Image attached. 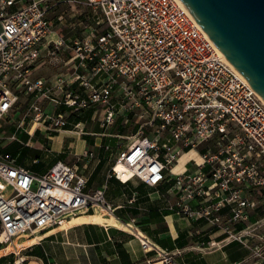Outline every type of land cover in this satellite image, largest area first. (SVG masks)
<instances>
[{
    "label": "built area",
    "instance_id": "2783aa9c",
    "mask_svg": "<svg viewBox=\"0 0 264 264\" xmlns=\"http://www.w3.org/2000/svg\"><path fill=\"white\" fill-rule=\"evenodd\" d=\"M76 17L89 21L81 31L70 23ZM40 60L64 70L36 76ZM96 104L105 106L99 118ZM11 113L18 117L7 138L24 146L36 132L93 135L86 122L104 129L116 118L139 119L126 145L124 133H99L116 139L107 177L158 192L172 180L160 193L163 210L204 220L249 250L251 264H264V101L180 0H0V120ZM191 150L196 156L175 170ZM77 169L56 160L33 172L0 151V241L35 235L93 205L110 213L105 187L87 190ZM136 235L158 264H174L171 252Z\"/></svg>",
    "mask_w": 264,
    "mask_h": 264
},
{
    "label": "crops",
    "instance_id": "0c3cea01",
    "mask_svg": "<svg viewBox=\"0 0 264 264\" xmlns=\"http://www.w3.org/2000/svg\"><path fill=\"white\" fill-rule=\"evenodd\" d=\"M93 132V135H81L62 130L60 138V133L50 135L49 139L58 138L57 149L31 143L28 146L40 150L42 155L44 151L52 152L65 163L76 165L87 180V190L104 186V195L112 204V211L109 213L102 206L93 205L75 216H63L55 225L38 232L39 236L26 234V244L0 241V264H158L157 252L142 249L136 234L171 252L174 264H251L249 250L237 242H227L224 234L204 220L192 221L163 210L164 198L160 193L171 186L172 180L163 181L158 192L137 180L125 185L107 177L115 157L116 139L101 136L95 129ZM84 136L91 137L88 143L93 145L100 137V145L88 148ZM64 141L68 142L65 146ZM13 142L22 145L16 140ZM106 142L113 146L112 150L103 148ZM90 150L95 153L93 157H85L83 153ZM42 155L39 159L44 161ZM33 160L25 157L24 165L31 167ZM183 164L184 161L179 163L175 170H182ZM135 193L136 201L129 202ZM150 210L153 211L151 216ZM228 211V207L221 210L224 219ZM212 241L216 245L208 246ZM9 245L11 249L7 250Z\"/></svg>",
    "mask_w": 264,
    "mask_h": 264
},
{
    "label": "water",
    "instance_id": "95a60500",
    "mask_svg": "<svg viewBox=\"0 0 264 264\" xmlns=\"http://www.w3.org/2000/svg\"><path fill=\"white\" fill-rule=\"evenodd\" d=\"M264 101V0H180Z\"/></svg>",
    "mask_w": 264,
    "mask_h": 264
},
{
    "label": "rangeland",
    "instance_id": "374dc122",
    "mask_svg": "<svg viewBox=\"0 0 264 264\" xmlns=\"http://www.w3.org/2000/svg\"><path fill=\"white\" fill-rule=\"evenodd\" d=\"M71 8L68 9V11L70 10ZM74 11H76V14H86V10H84L83 8H74ZM73 12V10H72ZM78 17L74 18V19H71V25H74L75 24V28L74 30L75 31H81V26L85 24V22H89V21H84V20H79L77 19ZM68 22V20H67ZM63 29L64 31L66 30L65 28L63 27H60V30ZM83 32L82 33H86L88 31V28L82 30ZM64 69L61 68V67H49L47 65V63L44 61V60H40L36 65H35V69H34V75L36 76H39V75H44L46 77H54V75L56 74H59L60 72H62ZM41 103H44L42 100H40ZM19 102V108L23 105V103L25 102V96H22L20 98V100L18 101ZM103 109H105V106L102 105V104H96L94 107H93V110L96 111L95 113V117H100L102 112H103ZM86 113H81V111L79 112V118L84 120V115ZM18 117V113H11L9 114L8 116H5L2 118L1 120V125L2 126H8L9 124L12 123L13 126L16 125V122L15 120L17 119ZM86 126L89 127L90 129H95L99 132H104V131H107V132H113V133H124V138L122 140V146L123 145H126L127 143H129L130 141H133L137 136L134 135V132L136 130V127L137 125L140 123V120L139 119H135V118H128L127 120H122V119H114L113 120V123L111 125H109L107 128H99L97 127L96 123L94 124L92 121L90 122H86ZM12 132H8L6 136H4L5 138L11 136ZM62 136V133L59 134V138ZM77 136V135H75ZM81 136V135H80ZM29 136H26L24 135L22 137V141L25 142L26 140H28ZM88 139H92L91 137H87ZM10 140L9 138L7 139H1L0 142L3 144L5 143L6 141ZM58 138H54V139H47L45 138V136L39 132H36L33 134L32 137H30V139L28 140L32 146H43L44 145V148L46 147H52V148H55L57 149V146H58ZM66 140V139H65ZM71 140V139H69ZM50 141V145L47 146V142ZM100 141H101V138L100 137H97L96 141H95V145H93V143H88L87 144V147H91L92 149H94L93 147L97 146V145H100ZM68 142L67 141H64V146L67 144ZM78 147H81L80 144ZM1 148V147H0ZM74 148V146H73ZM32 150H35V149H32ZM36 151V150H35ZM41 152V151H40ZM44 154L42 155L44 157V161L46 163L50 162L53 160L54 156L52 155V152H47V151H44L43 152ZM55 154V153H53ZM69 155V154H68ZM68 155H66V157H68ZM40 233H37L36 236H39ZM28 236L26 234H20L16 237H13L10 241H13L15 242L16 244H26L27 242H25L26 238ZM8 242L11 243V242ZM11 249V245L8 246V249L7 250H10ZM20 258V257H19Z\"/></svg>",
    "mask_w": 264,
    "mask_h": 264
},
{
    "label": "trees",
    "instance_id": "16d2710c",
    "mask_svg": "<svg viewBox=\"0 0 264 264\" xmlns=\"http://www.w3.org/2000/svg\"><path fill=\"white\" fill-rule=\"evenodd\" d=\"M23 110V107L20 108L19 111ZM2 120V119H1ZM0 120V136L4 137L7 135L8 132H14L15 126L9 124L8 126H2ZM24 135L28 136L26 133H21V137ZM86 139V142L88 143V138L86 136L83 137ZM1 139H7V138H1ZM0 139V140H1ZM112 140V139H111ZM114 141V140H112ZM0 151L9 153L12 157L15 158L16 163L18 165H24V158L27 157L28 159H36L37 161L29 167V169L33 172H41L44 171L46 168H48L52 163H54L56 160H61L60 157L55 156L52 161L46 163L45 161H41L39 157L42 155L40 150H32L30 146H24V145H18L13 140H8L5 143L0 142ZM152 210L149 211V214L151 216ZM35 255L40 256V253H36Z\"/></svg>",
    "mask_w": 264,
    "mask_h": 264
},
{
    "label": "bare ground",
    "instance_id": "6f19581e",
    "mask_svg": "<svg viewBox=\"0 0 264 264\" xmlns=\"http://www.w3.org/2000/svg\"><path fill=\"white\" fill-rule=\"evenodd\" d=\"M192 156H196V154H195V152H194L193 150L189 151L188 153H184V154H182V155L180 156V158H179V162H178V164L181 163L182 161H185L186 159H188L189 157H192ZM178 164L175 165L174 169L176 168V166H177ZM117 169L121 170V169H122V165L119 164V165L117 166Z\"/></svg>",
    "mask_w": 264,
    "mask_h": 264
}]
</instances>
